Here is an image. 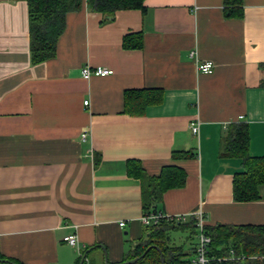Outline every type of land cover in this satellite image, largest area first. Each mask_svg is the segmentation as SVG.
<instances>
[{
	"label": "crops",
	"instance_id": "obj_1",
	"mask_svg": "<svg viewBox=\"0 0 264 264\" xmlns=\"http://www.w3.org/2000/svg\"><path fill=\"white\" fill-rule=\"evenodd\" d=\"M143 5L106 20L84 0L66 14L55 56L32 64L26 1L0 0V264H79L80 253L89 264L123 261L150 231L128 162L148 176L184 170V185L157 205L166 215L201 210L208 226L264 225V186L259 199L234 201L241 160L219 156L232 123L247 125L249 154L264 155V0H242L232 17L224 0ZM139 32L142 47L123 48ZM203 61L213 62L210 74L198 72ZM85 66L111 73L86 79ZM131 89L162 97L130 114ZM172 226L159 228L189 258L195 220ZM179 231L186 251L174 243ZM70 234L77 249L63 241Z\"/></svg>",
	"mask_w": 264,
	"mask_h": 264
},
{
	"label": "trees",
	"instance_id": "obj_2",
	"mask_svg": "<svg viewBox=\"0 0 264 264\" xmlns=\"http://www.w3.org/2000/svg\"><path fill=\"white\" fill-rule=\"evenodd\" d=\"M25 1L30 62L38 64L55 56L56 43L64 30L66 14L79 10L84 0ZM143 1L86 0V5L92 11L104 15L106 20H111L120 10L140 9L143 11ZM241 7L242 0H224V14L227 17L241 16ZM122 46L125 49L141 48V33L125 35ZM161 97L162 91L158 89L126 90L124 92L125 111L130 114H140L146 106L160 102ZM249 139L246 124L232 123L219 153L221 158L237 157L241 160L242 169L236 171L232 177V197L236 202H250L259 199L261 197L260 188L264 186V155L249 154ZM173 156L186 157L188 154L186 152L174 153ZM132 163L128 162L127 170L129 175L141 180L142 214L159 211L157 205L163 194L170 189L182 187L185 183L186 173L178 166L166 165L162 167L157 176H148L144 174L139 165L135 166ZM162 223L171 224L162 221L156 226L148 227L150 231L147 240L135 245L123 261L144 253L133 264H162L161 256L164 264H189L192 256L187 258L178 247L167 244L166 234L159 228ZM204 232L211 238L207 247V255L211 259L209 264H264V225H205ZM82 259L87 260L85 254L81 255L79 264Z\"/></svg>",
	"mask_w": 264,
	"mask_h": 264
},
{
	"label": "built area",
	"instance_id": "obj_3",
	"mask_svg": "<svg viewBox=\"0 0 264 264\" xmlns=\"http://www.w3.org/2000/svg\"><path fill=\"white\" fill-rule=\"evenodd\" d=\"M214 64L211 61H203L197 65L198 72L202 74H210L213 71ZM111 73V70L97 66L94 68H89L85 66L81 70V74L84 78H89L92 75L95 76H106ZM88 101H84L83 104L87 105ZM190 130L193 134L198 133V123L190 124ZM85 134H82V138H84ZM188 218L195 220V226L198 229L197 233V244L195 246L194 252L191 255V259L189 260V264H209L210 258L207 255V247L211 241L210 236H208L204 232L205 221L203 218V213L201 210H197L194 212H190L189 214H179L174 216H169L163 213L162 211L151 212L147 214H142L141 222L145 227L156 226L162 221H166L168 223L177 225L182 224L188 220ZM120 226H123L124 223L120 222ZM63 241L67 243L69 246L77 249L78 241L75 234L67 235L63 238ZM82 253H80V256ZM84 264H88L87 260L82 259Z\"/></svg>",
	"mask_w": 264,
	"mask_h": 264
},
{
	"label": "rangeland",
	"instance_id": "obj_4",
	"mask_svg": "<svg viewBox=\"0 0 264 264\" xmlns=\"http://www.w3.org/2000/svg\"><path fill=\"white\" fill-rule=\"evenodd\" d=\"M187 236V233H182L181 231L178 232V234H174L173 237H174V243L181 246L183 245L184 246V249L185 251L187 250V248H189V244L188 242L186 241L185 237Z\"/></svg>",
	"mask_w": 264,
	"mask_h": 264
},
{
	"label": "water",
	"instance_id": "obj_5",
	"mask_svg": "<svg viewBox=\"0 0 264 264\" xmlns=\"http://www.w3.org/2000/svg\"><path fill=\"white\" fill-rule=\"evenodd\" d=\"M161 254V253H160ZM144 255V253L143 254H141L140 256H138V257H135V258H132V259H129V260H125V261H123V262H120V263H117V264H133L134 262H136L140 257H142ZM1 260V259H0ZM2 261H4V260H2ZM161 263L162 264H164L163 263V258H162V256H161ZM80 264H82V261L80 262Z\"/></svg>",
	"mask_w": 264,
	"mask_h": 264
}]
</instances>
